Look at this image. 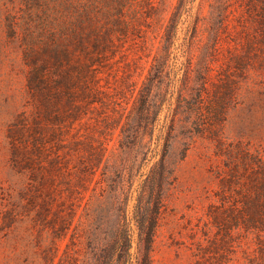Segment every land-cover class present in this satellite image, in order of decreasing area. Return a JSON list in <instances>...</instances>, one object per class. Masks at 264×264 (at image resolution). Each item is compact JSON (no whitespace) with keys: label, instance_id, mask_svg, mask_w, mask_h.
<instances>
[{"label":"trees","instance_id":"1","mask_svg":"<svg viewBox=\"0 0 264 264\" xmlns=\"http://www.w3.org/2000/svg\"><path fill=\"white\" fill-rule=\"evenodd\" d=\"M188 1L44 0L10 18L32 109L9 131L43 264H153L180 163L202 139L217 188L194 264H264V140L220 127L251 60L264 68V47L226 53V36L246 10L264 44V0H200L175 57Z\"/></svg>","mask_w":264,"mask_h":264},{"label":"rangeland","instance_id":"2","mask_svg":"<svg viewBox=\"0 0 264 264\" xmlns=\"http://www.w3.org/2000/svg\"><path fill=\"white\" fill-rule=\"evenodd\" d=\"M37 1L0 0V264H43L38 253L34 211L26 199L31 193L27 189L29 171L16 163L9 131L19 120L20 112L32 109L24 53L19 40L11 36L10 18L22 22L35 5L44 2L40 0L36 4ZM199 1L187 3L179 25L175 57L181 51L186 27L197 17ZM256 30L249 13L241 11L226 36L224 51L228 45L238 50H243L244 45L264 47L257 42ZM253 60L247 74L249 81L241 88L245 99L230 108L227 120L220 127L231 140L243 138L257 143L264 140V68L257 67ZM215 158L214 146L208 139H202L180 163V183L159 229L152 252L153 264H194L198 243L202 240V245H207L202 228L213 190L217 188L213 172ZM252 237L244 240L250 250L256 246L251 243Z\"/></svg>","mask_w":264,"mask_h":264}]
</instances>
